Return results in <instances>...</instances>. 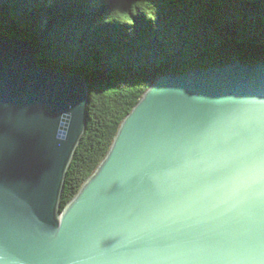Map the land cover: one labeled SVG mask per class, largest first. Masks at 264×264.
I'll return each instance as SVG.
<instances>
[{
    "label": "water",
    "instance_id": "water-1",
    "mask_svg": "<svg viewBox=\"0 0 264 264\" xmlns=\"http://www.w3.org/2000/svg\"><path fill=\"white\" fill-rule=\"evenodd\" d=\"M42 56L0 32V264H264V61L159 75L59 215L91 97Z\"/></svg>",
    "mask_w": 264,
    "mask_h": 264
},
{
    "label": "trees",
    "instance_id": "trees-1",
    "mask_svg": "<svg viewBox=\"0 0 264 264\" xmlns=\"http://www.w3.org/2000/svg\"><path fill=\"white\" fill-rule=\"evenodd\" d=\"M0 29L33 46L45 34L43 66L89 85L87 128L61 210L159 75L264 61V0H0Z\"/></svg>",
    "mask_w": 264,
    "mask_h": 264
},
{
    "label": "bare ground",
    "instance_id": "bare-ground-1",
    "mask_svg": "<svg viewBox=\"0 0 264 264\" xmlns=\"http://www.w3.org/2000/svg\"><path fill=\"white\" fill-rule=\"evenodd\" d=\"M4 12H5V11H4ZM2 17H3V16H2ZM18 22H19V21H18ZM16 23H17V22H16ZM4 27H5V26H4ZM9 30H10V29H9ZM25 31H26V30H25ZM0 32L3 33L4 36H6V37H8V38H11V37H9L8 35H6L1 29H0ZM26 34H27V33H26ZM31 37H32V36H31ZM11 39H16V38H11ZM31 39H32V38H31ZM38 39H39V38H38ZM18 40H22V39H18ZM245 40H246V39H245ZM23 41L27 42L26 40H23ZM27 43H28V42H27ZM40 43H41V44H40L39 47H37L38 45H37V46H33V45L30 44V43H28V44H29V45H32V46L35 47V48H37V52L39 53L40 50L43 51V49H44V47H45V46H43L44 44H43L42 42H40ZM118 46H119V45H118ZM148 53H149V52H148ZM137 63H138V62H137ZM38 64H39L40 66H43V60H42V58H41V59H38ZM43 67H44V66H43ZM84 77H85V76H84ZM158 77H159V76H158ZM158 77H157V78H158ZM157 78H156V79H157ZM156 79H155V80H156ZM147 90H148V89H147ZM100 100H101V99H100ZM140 100H141V98H140ZM140 100H139V101H140ZM98 101H99V100H98ZM101 106H102V105H101ZM102 116H103V115H102ZM87 122H88V121H87ZM86 128H87V125H86ZM78 146H79V145H78ZM78 146H77V148H76V151H77V149H78ZM76 151H75V153H76ZM107 154H108V153H107ZM74 156H75V154H74ZM106 156H107V155H106ZM99 165H100V164H99ZM69 167H70V166H69ZM66 176H67V174H66ZM89 178H90V177H89ZM89 178H88V179H89ZM86 181H87V180H86ZM83 185H84V184H83ZM83 185H82V187H83ZM82 187H81V188H82ZM81 188H80V190H81ZM80 190H79V191H80ZM62 191H63V190H62ZM79 191L77 192V194L79 193ZM77 194H76V195H77ZM76 195H75V196H76ZM75 196H74V197H75ZM74 197H73V199H74ZM73 199H72V200H73ZM72 200H71V201H72ZM71 201H70V202H71ZM70 202H69V203H70ZM69 203H68V205H69ZM68 205H67V206H68ZM67 206L65 207L64 210H61V207H62V195H61L59 215H62V214L64 213V211L66 210Z\"/></svg>",
    "mask_w": 264,
    "mask_h": 264
},
{
    "label": "rangeland",
    "instance_id": "rangeland-1",
    "mask_svg": "<svg viewBox=\"0 0 264 264\" xmlns=\"http://www.w3.org/2000/svg\"><path fill=\"white\" fill-rule=\"evenodd\" d=\"M44 22H46V21H44ZM211 67H213V66H211ZM207 68H209V67H207ZM206 69V68H205ZM194 70V69H193ZM190 71V70H189ZM188 72V71H187ZM186 73V72H185ZM179 74H184V73H179ZM179 74H176V75H179ZM150 87V86H149ZM148 87V88H149Z\"/></svg>",
    "mask_w": 264,
    "mask_h": 264
}]
</instances>
